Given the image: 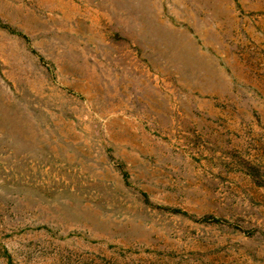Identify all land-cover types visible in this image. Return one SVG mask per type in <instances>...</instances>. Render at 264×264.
<instances>
[{
	"label": "rangeland",
	"instance_id": "1",
	"mask_svg": "<svg viewBox=\"0 0 264 264\" xmlns=\"http://www.w3.org/2000/svg\"><path fill=\"white\" fill-rule=\"evenodd\" d=\"M0 264H264V0H0Z\"/></svg>",
	"mask_w": 264,
	"mask_h": 264
}]
</instances>
